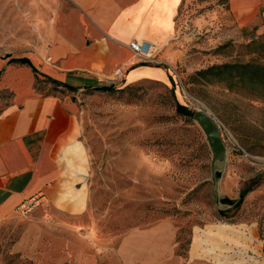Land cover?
Returning a JSON list of instances; mask_svg holds the SVG:
<instances>
[{
    "label": "rangeland",
    "instance_id": "rangeland-1",
    "mask_svg": "<svg viewBox=\"0 0 264 264\" xmlns=\"http://www.w3.org/2000/svg\"><path fill=\"white\" fill-rule=\"evenodd\" d=\"M67 6V0H0V58L43 52L56 11ZM176 24L169 43L155 49L156 62L144 63L162 69L164 82L112 80L108 92L36 82L42 93L68 96L78 107L89 202L83 227L96 220L102 248L87 253L96 264H122L123 235L167 222L184 263L197 234L195 255L207 264H264V83L230 88L197 75L222 64L264 67V35L238 27L226 0H182ZM60 25L58 15L55 35ZM177 103L216 123L222 152L215 161L204 132L191 116L176 113ZM23 225H0V264H36L12 250ZM139 241L121 244L126 263L151 253ZM159 241L160 251L168 247Z\"/></svg>",
    "mask_w": 264,
    "mask_h": 264
},
{
    "label": "crops",
    "instance_id": "crops-1",
    "mask_svg": "<svg viewBox=\"0 0 264 264\" xmlns=\"http://www.w3.org/2000/svg\"><path fill=\"white\" fill-rule=\"evenodd\" d=\"M67 1L68 6L55 13L49 45L34 56L21 57L29 60L38 76L78 90L110 83L116 70L123 72L127 84L167 80L162 69L134 57L128 44L147 41L155 49L168 44L177 31L182 0ZM226 4L238 27L264 35V0H226ZM58 15L61 25L55 35ZM12 59L18 58H0V225L24 223L12 250L36 264H96L87 253L102 250L96 242V220L92 217L91 226L83 227L89 202L78 107L68 96L37 90L32 68ZM34 197L39 198L38 206L20 215L19 207ZM166 223L123 235L117 250L122 264L130 262L121 256V244L129 240L135 245L138 238L152 251L131 264H207L196 258L197 234L187 262H182ZM160 238L168 244L161 251Z\"/></svg>",
    "mask_w": 264,
    "mask_h": 264
},
{
    "label": "trees",
    "instance_id": "trees-1",
    "mask_svg": "<svg viewBox=\"0 0 264 264\" xmlns=\"http://www.w3.org/2000/svg\"><path fill=\"white\" fill-rule=\"evenodd\" d=\"M12 61H16L19 64L27 65L32 68L36 82H47L54 87H63L66 90L69 91H77V87L70 86L65 83H60L57 81H54L50 78H46L44 80L38 79V74L36 69L31 65L28 59L26 58H18V59H12ZM199 76L201 77H210L211 79L217 81V82H226L228 83V87H234L236 85H242L246 82L249 84H256V83H264V67L258 66L254 64H222V65H216L211 66L206 70L198 72ZM249 75V77H248ZM253 76L255 78H253ZM257 79V80H256ZM235 81V82H233ZM113 83H107L105 85L99 86L94 88L95 90L100 91H111L113 90ZM260 98L264 99V95L260 96ZM176 113L180 116L184 117H190L192 112L188 110L185 106H182L180 104H176L175 106Z\"/></svg>",
    "mask_w": 264,
    "mask_h": 264
},
{
    "label": "built area",
    "instance_id": "built-area-1",
    "mask_svg": "<svg viewBox=\"0 0 264 264\" xmlns=\"http://www.w3.org/2000/svg\"><path fill=\"white\" fill-rule=\"evenodd\" d=\"M129 50L132 52V54L141 62V63H151L156 62L155 60V48L151 45L150 42L142 41V42H136L131 41L128 44ZM124 77V74L120 70H116L113 72L112 77L108 79L110 83H113L112 80H122ZM39 204V198L34 197L30 200H27L24 202L18 209L19 214H26L28 213L32 208L36 207Z\"/></svg>",
    "mask_w": 264,
    "mask_h": 264
},
{
    "label": "water",
    "instance_id": "water-1",
    "mask_svg": "<svg viewBox=\"0 0 264 264\" xmlns=\"http://www.w3.org/2000/svg\"><path fill=\"white\" fill-rule=\"evenodd\" d=\"M191 118L200 126V128L204 132L207 142L209 143L210 150L213 154V159L215 161V159L222 152V142L216 123L208 114H206L202 110L193 111L191 114ZM215 166V163H213L214 169Z\"/></svg>",
    "mask_w": 264,
    "mask_h": 264
},
{
    "label": "bare ground",
    "instance_id": "bare-ground-1",
    "mask_svg": "<svg viewBox=\"0 0 264 264\" xmlns=\"http://www.w3.org/2000/svg\"><path fill=\"white\" fill-rule=\"evenodd\" d=\"M152 45V44H151ZM153 46V45H152Z\"/></svg>",
    "mask_w": 264,
    "mask_h": 264
}]
</instances>
